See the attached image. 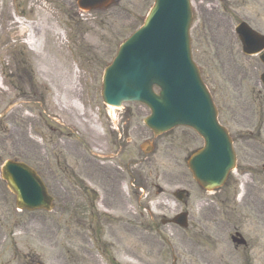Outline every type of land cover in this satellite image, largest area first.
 Returning <instances> with one entry per match:
<instances>
[{
    "label": "flooded vegetation",
    "instance_id": "1",
    "mask_svg": "<svg viewBox=\"0 0 264 264\" xmlns=\"http://www.w3.org/2000/svg\"><path fill=\"white\" fill-rule=\"evenodd\" d=\"M257 2L260 0H202L198 7L193 3L192 32L195 26L199 29L201 12L207 14L199 29L197 43L201 51L198 56L193 50L195 39L191 32L193 56L202 70L218 75L216 85L208 81L217 91L218 121L228 133L235 155V169L219 190L213 193L202 190L187 170V159L203 145L190 130L191 137L194 135L200 144L191 147L184 159L187 173L181 172L175 159L167 175L146 161V148L156 153L161 147L159 137L153 138L151 134L146 138L144 131L138 125L130 124L124 115L120 121L111 122L106 133L92 139L91 144V141L70 136L72 140L63 138L59 129H52L49 121L43 120L47 132L44 136L43 181L48 192L56 182V192L64 202L69 199L75 205L78 197L77 203L83 206L80 212L87 215L88 226L81 223L77 234L88 238L90 248H94L100 257V264H122L109 255L108 248L113 247L101 240L105 235L113 238L138 234L143 247L146 238H150L158 259L161 228L167 226L179 230L168 223L183 213L190 229L182 230L185 233L182 242L194 246L203 239L216 249L223 242L218 235L217 228H220L222 233L228 232L233 247L230 257L234 261L230 264H264V63L261 60L264 57V5ZM251 3L253 6L248 12L247 4ZM206 5L212 8L210 13H207L209 7ZM243 25L255 34L249 45L252 52H248L255 54L244 52L241 35L236 32V28ZM240 32L248 34L244 27ZM54 122L60 126L59 120ZM185 130H180L182 135ZM178 140L185 141L180 137ZM144 144L151 145L146 147ZM165 176L181 197V201H177L174 198L176 192L172 193L173 205L179 209L171 216H166L154 203L153 194L167 199L156 184ZM193 185L199 194L197 197ZM5 193L8 194L5 186L0 187V211L1 201H6ZM12 211L11 219L17 212L15 208ZM147 217L149 223H145ZM32 224V220H28L18 229L14 221L12 229H0V264H41L30 252L33 232L26 227ZM18 234L25 238L22 240L24 245L16 238ZM233 236L236 237L234 244ZM119 243L121 241L116 242ZM82 254L85 257L80 252L76 264H83ZM86 256L91 261L89 264H97L90 254ZM143 257L140 258L142 264ZM223 257L219 256L217 264H223ZM202 259V264L216 262L209 256Z\"/></svg>",
    "mask_w": 264,
    "mask_h": 264
},
{
    "label": "rangeland",
    "instance_id": "2",
    "mask_svg": "<svg viewBox=\"0 0 264 264\" xmlns=\"http://www.w3.org/2000/svg\"><path fill=\"white\" fill-rule=\"evenodd\" d=\"M115 1V5L106 10L81 13L76 8V0H0V167L6 160H16L44 175V136L47 134L44 119L68 140L90 142L101 138L111 121H120L122 115L130 120V124L138 125L146 138L150 136L143 126V119L148 115L143 105L126 103L121 108L110 110L100 98L105 67L118 46L141 25L152 5V0ZM192 1L195 7L202 2ZM257 4L264 5V0ZM251 6L253 3L247 4L248 12ZM205 7H209L207 13H210L212 8ZM206 16V12H201L200 30L202 18ZM24 28L27 32L23 31ZM199 29L195 26L192 32L196 56L201 51L197 43ZM193 58L196 62L197 59ZM210 65L213 67L212 63ZM203 77L212 89L214 103L218 107L219 100L212 87L216 85L218 75L203 70ZM208 80L214 84L210 85ZM72 102L76 103L77 110L71 107ZM54 120H59L60 126ZM180 130L184 129L178 128L159 137L157 140L161 147L156 153L152 151L147 155L146 161L161 173L169 175L175 159L181 172L187 173L184 159L191 147L200 144L194 135L191 137L190 131L185 130V135H182ZM178 137L185 141L181 142ZM156 184L163 188L167 199L153 194L154 203L166 216H171L179 209L173 205L175 188L168 176ZM56 185L55 182L49 189L54 197L53 211L15 212L12 219L14 199L5 193L6 201H1L0 229H12L14 221L19 229L32 220V226L26 227L33 232L30 252L42 264H76L80 252L85 255L82 254L83 264L91 262L87 253L100 264V257L94 248H90L88 238L77 234L81 223L88 226L87 215L80 212L82 204H78V197L75 205L69 199L64 202L56 192ZM0 187H4L1 180ZM198 195L195 194L196 197ZM145 223H149L148 217ZM161 229L158 259L150 238H146L145 247L139 235L134 233L113 238L105 235L101 240L112 245L113 248H108L109 255L122 264H142L140 258L143 255L144 264H202V258L207 256L217 264L220 255L224 256L223 264L234 261L230 257L233 247L227 237L228 232L222 233L220 228H217L218 235L223 242L216 249L203 239L194 246L182 242L185 233L173 227ZM16 238L25 244L23 235L18 234ZM117 241L121 243L116 244Z\"/></svg>",
    "mask_w": 264,
    "mask_h": 264
},
{
    "label": "water",
    "instance_id": "3",
    "mask_svg": "<svg viewBox=\"0 0 264 264\" xmlns=\"http://www.w3.org/2000/svg\"><path fill=\"white\" fill-rule=\"evenodd\" d=\"M112 0H78L79 9H107ZM189 0H154L143 26L123 43L105 70L102 100L106 105L124 102L145 105L144 120L154 136L177 126L193 129L205 143L187 165L194 180L212 190L224 182L234 166L226 132L217 123V112L191 59ZM244 35L243 43H248ZM154 88L159 89L156 94ZM1 178L15 196L16 207L34 211L53 208L52 199L37 174L23 163L6 161Z\"/></svg>",
    "mask_w": 264,
    "mask_h": 264
},
{
    "label": "bare ground",
    "instance_id": "4",
    "mask_svg": "<svg viewBox=\"0 0 264 264\" xmlns=\"http://www.w3.org/2000/svg\"><path fill=\"white\" fill-rule=\"evenodd\" d=\"M32 39H33V43H36L35 38L32 37ZM71 107H72L74 110H77V109H78L77 106H76V103H75V102H72V103H71ZM109 109H110V110H113L114 108H113V107H109Z\"/></svg>",
    "mask_w": 264,
    "mask_h": 264
}]
</instances>
